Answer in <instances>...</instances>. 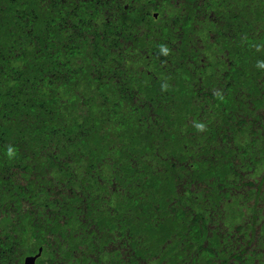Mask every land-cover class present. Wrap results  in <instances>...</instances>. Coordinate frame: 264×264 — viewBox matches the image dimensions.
<instances>
[{
    "label": "trees",
    "instance_id": "obj_1",
    "mask_svg": "<svg viewBox=\"0 0 264 264\" xmlns=\"http://www.w3.org/2000/svg\"><path fill=\"white\" fill-rule=\"evenodd\" d=\"M262 188L264 0H0V264H264Z\"/></svg>",
    "mask_w": 264,
    "mask_h": 264
},
{
    "label": "rangeland",
    "instance_id": "obj_2",
    "mask_svg": "<svg viewBox=\"0 0 264 264\" xmlns=\"http://www.w3.org/2000/svg\"><path fill=\"white\" fill-rule=\"evenodd\" d=\"M243 163L245 166V161H243ZM242 168H243V166L241 168L237 169V171L242 174V177H241L242 180H249V181H252L254 184H258L260 182V177L257 173L247 172L246 170H242ZM238 178L239 177H237V179ZM244 189H246V194H248L250 188L246 187V186L245 187L244 186L238 187L237 189L234 190V192H236V193L242 192L245 194ZM262 189H264V188H262ZM249 203L252 205L251 201ZM220 211H221V213H223L222 209H220Z\"/></svg>",
    "mask_w": 264,
    "mask_h": 264
},
{
    "label": "water",
    "instance_id": "obj_3",
    "mask_svg": "<svg viewBox=\"0 0 264 264\" xmlns=\"http://www.w3.org/2000/svg\"><path fill=\"white\" fill-rule=\"evenodd\" d=\"M37 256H32V257L26 258L25 259V264H33Z\"/></svg>",
    "mask_w": 264,
    "mask_h": 264
}]
</instances>
